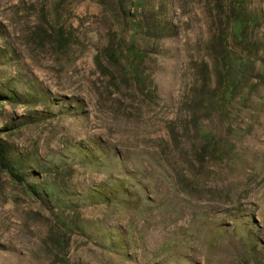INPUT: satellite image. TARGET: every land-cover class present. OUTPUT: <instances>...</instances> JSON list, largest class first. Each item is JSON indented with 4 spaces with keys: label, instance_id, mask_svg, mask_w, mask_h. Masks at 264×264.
<instances>
[{
    "label": "rangeland",
    "instance_id": "1",
    "mask_svg": "<svg viewBox=\"0 0 264 264\" xmlns=\"http://www.w3.org/2000/svg\"><path fill=\"white\" fill-rule=\"evenodd\" d=\"M0 95V264H264V0H0Z\"/></svg>",
    "mask_w": 264,
    "mask_h": 264
},
{
    "label": "trees",
    "instance_id": "2",
    "mask_svg": "<svg viewBox=\"0 0 264 264\" xmlns=\"http://www.w3.org/2000/svg\"><path fill=\"white\" fill-rule=\"evenodd\" d=\"M244 25H245V24H244V20H243L242 18L236 19L235 30L237 31V33H241V32H242V30H243V28H244ZM134 44H135V40L133 41V46H134ZM133 46H132V44H131V46L128 48V49H129L128 54H130V55L132 56V58L134 59L133 62H136V61H137V58H139L140 53L137 52V51H135V48H134ZM111 55H112L113 57L116 56L114 52H111ZM114 58H115V57H114ZM230 90H232V88H231ZM2 100H5V99H3V97L0 95V102H1ZM0 151L2 152L1 149H0ZM0 164H1V162H0ZM6 168H7V167H6ZM9 175H10L11 177H13V178L16 179L15 174H14L13 171H10V172H9ZM17 182L20 183V180H18ZM22 185H23L24 188H26V185L23 184V182H22ZM34 192H35V190L33 191V193H34Z\"/></svg>",
    "mask_w": 264,
    "mask_h": 264
}]
</instances>
